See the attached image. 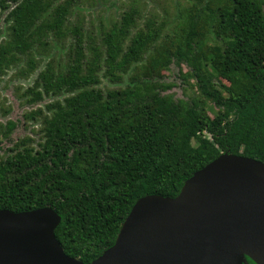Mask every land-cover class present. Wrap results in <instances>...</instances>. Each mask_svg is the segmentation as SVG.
Wrapping results in <instances>:
<instances>
[{"label": "trees", "instance_id": "16d2710c", "mask_svg": "<svg viewBox=\"0 0 264 264\" xmlns=\"http://www.w3.org/2000/svg\"><path fill=\"white\" fill-rule=\"evenodd\" d=\"M76 2L0 0V79L38 72L20 98L53 99L24 114L37 140L0 122V209H53L65 255L89 264L140 198L175 197L221 153L264 164V0H190L170 31L132 4L96 38L68 23ZM172 63L188 68L187 100L157 81Z\"/></svg>", "mask_w": 264, "mask_h": 264}, {"label": "water", "instance_id": "95a60500", "mask_svg": "<svg viewBox=\"0 0 264 264\" xmlns=\"http://www.w3.org/2000/svg\"><path fill=\"white\" fill-rule=\"evenodd\" d=\"M51 208L0 209V264H85L65 255ZM264 264V164L221 153L175 197L137 200L89 264Z\"/></svg>", "mask_w": 264, "mask_h": 264}, {"label": "rangeland", "instance_id": "374dc122", "mask_svg": "<svg viewBox=\"0 0 264 264\" xmlns=\"http://www.w3.org/2000/svg\"><path fill=\"white\" fill-rule=\"evenodd\" d=\"M64 0H61L63 2ZM73 13L67 18L70 25H75L78 22L83 27V32L88 33L92 37L96 38L100 33V24L104 25V28L108 27V21H116L120 18L122 12L130 8L132 4L137 5L140 9L142 17H155L160 22L162 20L168 23L167 31H170L172 27L180 21L182 17V10L189 5L190 0H75ZM6 12L0 11V45L6 42V30L7 23ZM46 56L42 59L37 57V60H41V70L49 57L59 53H55L53 46H50ZM46 50V51H47ZM199 58V57H198ZM39 65V64H38ZM38 70V71H39ZM188 71L187 66L184 64L180 67L172 63L167 72H164L161 79L157 81L161 84L171 85L172 87L165 94H172L175 99H188L185 95L194 96L195 89H193V81L183 79V75ZM18 70H9L0 79V108L10 107V113L6 116L1 114L0 122L5 124L7 121L16 122L17 127L10 140L15 142L24 136H30L34 140H37V124L25 123L24 114L28 111L35 110L37 108H43V106L53 101V99H45L41 103L34 105H27L23 103V99L20 98L22 91L30 86L36 77L37 73H34L28 79H21L17 74ZM124 84L113 85L106 79H102L101 87L117 89L124 87ZM9 143L4 144L5 147L9 146Z\"/></svg>", "mask_w": 264, "mask_h": 264}, {"label": "flooded vegetation", "instance_id": "af4514ba", "mask_svg": "<svg viewBox=\"0 0 264 264\" xmlns=\"http://www.w3.org/2000/svg\"><path fill=\"white\" fill-rule=\"evenodd\" d=\"M250 264V263H249Z\"/></svg>", "mask_w": 264, "mask_h": 264}]
</instances>
